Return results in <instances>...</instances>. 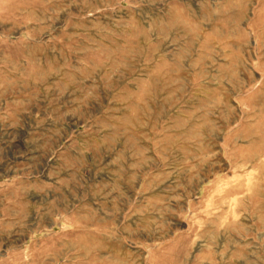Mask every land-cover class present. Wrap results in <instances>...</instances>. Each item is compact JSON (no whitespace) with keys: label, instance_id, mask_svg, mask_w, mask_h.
<instances>
[{"label":"rangeland","instance_id":"rangeland-1","mask_svg":"<svg viewBox=\"0 0 264 264\" xmlns=\"http://www.w3.org/2000/svg\"><path fill=\"white\" fill-rule=\"evenodd\" d=\"M0 264H264V0H0Z\"/></svg>","mask_w":264,"mask_h":264}]
</instances>
